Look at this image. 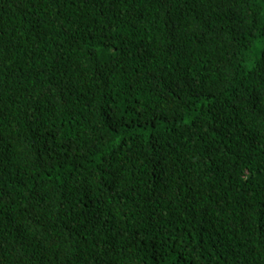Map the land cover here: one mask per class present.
Instances as JSON below:
<instances>
[{"label":"trees","instance_id":"1","mask_svg":"<svg viewBox=\"0 0 264 264\" xmlns=\"http://www.w3.org/2000/svg\"><path fill=\"white\" fill-rule=\"evenodd\" d=\"M0 264H264V0H0Z\"/></svg>","mask_w":264,"mask_h":264}]
</instances>
